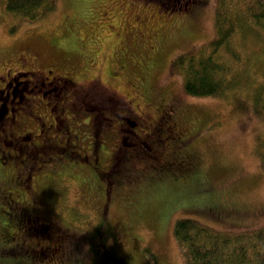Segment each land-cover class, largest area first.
Masks as SVG:
<instances>
[{
	"label": "rangeland",
	"instance_id": "1",
	"mask_svg": "<svg viewBox=\"0 0 264 264\" xmlns=\"http://www.w3.org/2000/svg\"><path fill=\"white\" fill-rule=\"evenodd\" d=\"M217 1L196 0L192 11L180 14L169 13L166 6H173V2L167 0L162 6L150 0H57L53 13L43 20L22 21L13 33L8 31L11 18L0 4L3 59L14 58L22 48L27 59L37 51L55 64L59 58L74 60L83 75L95 78L84 91L94 97L108 98L111 93L129 90L125 81L138 78L148 100L172 106L187 122L184 150L198 157L192 175L185 180L180 175L174 178L159 168V162L144 157L135 162L140 166L149 159L159 175L146 172L135 177L134 186L131 172L109 195L104 215L111 220L113 238H108L107 245L113 242L112 250L125 264H187L173 233L179 218L195 219L217 230L264 226V117L251 106L255 87L264 83V35L246 46V50L254 47L248 62V84L223 95L188 94L174 66L178 53L195 52L215 36ZM183 4L180 0L176 8ZM67 47L72 53L63 57ZM135 98L134 108L144 110L142 95ZM142 121L138 130L147 123ZM78 185L75 183L74 191ZM72 191L71 187L65 193L67 214L75 212L72 220L81 227L82 237L99 216L95 218L90 209H84L82 199ZM214 204L227 210L223 218L192 209ZM76 253L75 249L73 255ZM84 254L68 264H90L89 254ZM21 257L22 264H27L25 253ZM32 258L33 264L42 261Z\"/></svg>",
	"mask_w": 264,
	"mask_h": 264
},
{
	"label": "flooded vegetation",
	"instance_id": "2",
	"mask_svg": "<svg viewBox=\"0 0 264 264\" xmlns=\"http://www.w3.org/2000/svg\"><path fill=\"white\" fill-rule=\"evenodd\" d=\"M167 1L180 4V0ZM188 2L192 0L185 6ZM21 49L8 60L0 55V179L5 181L0 189V212L4 213L0 233L5 236L0 251L5 250L3 255L17 262H23L21 255L26 253L24 262L33 264L34 256L42 260L39 264H46L45 258L54 252L53 244L60 246L70 229L64 218L68 200L65 196L58 201L54 188L64 186L71 191L72 187L84 209H90L95 218L103 215L113 187L131 172L140 177L131 167L135 157L153 156L159 164L174 168L186 164L181 146L167 147L173 136L185 142L180 137L185 121L172 106L148 100L138 78L125 81L129 90L111 93L108 98L94 97L84 91L95 78L83 75L76 61L59 58L55 64L37 51L27 59ZM67 53L72 51L66 48L63 57ZM137 94L146 102L142 111L134 108ZM142 120L147 123L138 130ZM76 181L78 191L73 189ZM13 204L16 215L11 223L7 217ZM25 215L33 226V236L22 226L27 221L22 222L20 216ZM8 258L0 264L13 262Z\"/></svg>",
	"mask_w": 264,
	"mask_h": 264
},
{
	"label": "trees",
	"instance_id": "3",
	"mask_svg": "<svg viewBox=\"0 0 264 264\" xmlns=\"http://www.w3.org/2000/svg\"><path fill=\"white\" fill-rule=\"evenodd\" d=\"M56 1L0 0L2 11L11 18L8 31L13 33L22 21L43 20L44 17L55 11ZM186 1L184 0L183 6L176 8V4L173 5L175 7L166 6V8H168L169 13L176 11V13L186 14L192 11L195 6L194 0L188 2L185 6ZM145 3L150 2L145 0ZM155 3H158V6L163 5V3ZM262 35H264V2L262 0H218L215 12V36L199 47L197 51L180 52L174 57V66L182 76L185 92L192 96H220L237 86L247 85L249 81L247 80L248 62L254 54V47L251 48L252 50H246V46L249 42L253 44L255 39H258L257 36L262 38ZM67 49L71 51L69 47ZM251 106L256 114L264 117V83L255 87L251 96ZM181 119L185 121L186 127L187 122L182 115ZM180 132H182L180 137L186 139L185 130ZM172 139L174 141L167 140V144H169L167 147L173 145L180 147L182 143L180 149H185V142L180 140L179 137L173 136ZM184 155L187 162L183 166L174 168L159 164V168L167 170L174 178L180 175L185 180L189 173L193 174L198 163V157L196 154L187 151ZM261 155V165L264 169V151ZM140 158V156L135 157V160L139 161ZM147 158L159 162L158 158L153 156H147ZM149 163L150 160L148 163L139 166L132 162L131 167H133L135 174L140 177L146 172L159 175L158 170L152 168L153 166ZM134 179L133 176L131 179L132 185L137 183ZM4 183L5 181L0 179V189ZM63 187H60L59 190H55V188L53 190V196L58 201L65 198L66 190ZM49 196V198L52 197L50 190ZM2 198L0 195V201ZM67 206L68 204H66V208ZM14 207L15 204H13L7 217L8 220L12 221L11 223L14 222L16 215L13 212V210H16ZM192 209L195 211L196 209L203 210L205 213H210L217 218H223L227 212L226 209L216 204L212 207H194ZM64 212V218L70 227V229L67 228L69 235L67 237L66 233L63 242L59 241L60 246H58V243L53 244L54 252L49 253V259L45 258L46 264H68L72 261H78L80 256L84 258L85 252L89 254L90 264H125L118 259L112 250L113 242L111 241V244L107 245L110 240L108 238H113L110 219L104 214L100 215L97 221L90 222L91 229L81 237L79 232L81 227L74 224L72 220L75 212H68L67 214V209ZM3 217L4 213L0 212V227ZM76 217L78 216L76 215ZM20 220L22 222L27 221L22 226L25 228L26 233L33 236V226L31 222H28L29 219L27 220L26 215L20 216ZM75 232L79 236H75L73 234ZM173 233L182 249L187 264H264V226L217 230L195 219L179 218L174 224ZM72 238L76 239L75 244L71 243ZM3 239L5 240V236L1 232L0 241ZM65 242L68 244L62 245ZM83 244L86 246L81 248ZM75 249L77 253L73 255ZM4 251L2 249L0 251V263L6 262L2 258ZM5 255L6 258L10 257L8 254ZM18 257H20V254ZM22 263L14 259L10 264ZM30 263L31 261L27 264Z\"/></svg>",
	"mask_w": 264,
	"mask_h": 264
}]
</instances>
